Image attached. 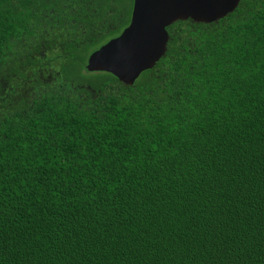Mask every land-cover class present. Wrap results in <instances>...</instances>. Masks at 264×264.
Segmentation results:
<instances>
[{"label": "trees", "instance_id": "1", "mask_svg": "<svg viewBox=\"0 0 264 264\" xmlns=\"http://www.w3.org/2000/svg\"><path fill=\"white\" fill-rule=\"evenodd\" d=\"M132 2L0 0V264H264V0L85 75Z\"/></svg>", "mask_w": 264, "mask_h": 264}, {"label": "water", "instance_id": "2", "mask_svg": "<svg viewBox=\"0 0 264 264\" xmlns=\"http://www.w3.org/2000/svg\"><path fill=\"white\" fill-rule=\"evenodd\" d=\"M240 0H133L129 23L115 37L93 50L86 61L88 72L103 71L125 85L164 56L167 26L178 20L211 23L231 13Z\"/></svg>", "mask_w": 264, "mask_h": 264}, {"label": "flooded vegetation", "instance_id": "3", "mask_svg": "<svg viewBox=\"0 0 264 264\" xmlns=\"http://www.w3.org/2000/svg\"><path fill=\"white\" fill-rule=\"evenodd\" d=\"M38 70V72H39V75H40V77H44L45 79L47 78V79H54V77L52 76V74H50L49 72V69H46V68H42V69H37ZM44 86H42V88H43ZM42 90V89H41Z\"/></svg>", "mask_w": 264, "mask_h": 264}, {"label": "rangeland", "instance_id": "4", "mask_svg": "<svg viewBox=\"0 0 264 264\" xmlns=\"http://www.w3.org/2000/svg\"><path fill=\"white\" fill-rule=\"evenodd\" d=\"M83 73H84L85 75H88L90 72H88V71H86V70H83Z\"/></svg>", "mask_w": 264, "mask_h": 264}]
</instances>
